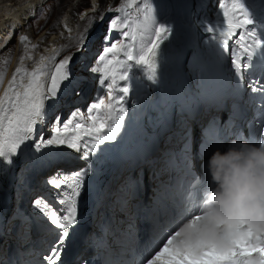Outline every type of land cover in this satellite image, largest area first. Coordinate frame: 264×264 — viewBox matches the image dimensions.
<instances>
[{
	"label": "snow or ice",
	"instance_id": "6c2138e0",
	"mask_svg": "<svg viewBox=\"0 0 264 264\" xmlns=\"http://www.w3.org/2000/svg\"><path fill=\"white\" fill-rule=\"evenodd\" d=\"M133 3L134 0H127L129 8ZM143 3L144 7L140 9L144 14L143 23L137 24L131 32L126 30L130 27L127 19L122 20L116 17L110 21L109 33L118 32L120 39L111 46L104 47L103 54L99 55L94 64L86 60L85 71L75 74V70L70 67L73 60L71 55L64 56L58 61L53 57L55 63L51 69L45 63V58L41 57L31 71L24 67L25 57H22L21 66L16 68V74L0 95V165H14L16 158L24 153L25 146H30L38 153H43L44 149L66 146L78 153L79 158L84 161V166L78 170L66 172L59 168L45 181L57 190V203L60 207L57 208L43 197L33 200L34 207L46 218L50 225L49 231L56 237L42 257V264H64L63 257L70 247V238L79 225L78 199L82 196L86 177L91 171L92 157L101 145L115 140L123 126L125 112L123 104L130 92L127 82L132 79L130 72L133 69L137 71L143 69L146 79L155 83L160 58L168 46L165 45L162 49L161 45L165 44V41L169 44L173 42L170 39L174 37L173 27L157 21L151 0H143ZM186 6L189 9L193 8L191 0H186ZM28 7L30 12L34 10V6ZM99 7V4L93 5L94 9ZM220 7L224 8V5L221 4ZM111 10L109 8V11ZM116 11L123 12L124 9L117 8ZM223 15L227 22V31L223 33L225 40L222 42V47L231 51L230 41L239 36L243 58H232L231 63L234 69L242 71L249 66L248 61H251L257 52L264 51V35L247 28L249 25H254V20L246 0H232L230 7L224 11ZM99 19L103 20V15ZM200 26L209 34L216 31L215 25L208 27L201 22ZM8 28L5 40L0 43L6 44V41L11 39L15 27L10 24ZM238 29H244L246 34H240ZM137 30L140 32L141 40L138 53L134 52ZM110 38V35H105L102 39L106 41ZM19 39L23 43L28 40V37L21 36ZM87 39L86 29L78 36L76 43L77 51L85 55ZM145 39L147 43H144ZM117 54H122L124 59H119ZM232 56L235 57V53H232ZM26 58L33 59L31 55H27ZM117 73H119V80L123 82L119 86V93L122 94L120 96L113 95L114 88L117 86ZM90 74L98 76L108 100L115 101L119 105L120 115L116 117L114 124L105 132L107 121L101 119L99 110L107 107L110 113L113 105L112 103L106 105L105 99L97 98V102L88 107L86 114L76 109L63 123L57 114L49 125L52 135L47 139L42 132L38 134V127L42 129L48 123L47 102L58 103L61 85L69 82L65 87H72L73 91L79 95L88 87L87 83L81 86V81L92 79L93 75ZM257 90L264 92V86L258 88L254 85L253 91ZM85 115L87 120L91 121V125L77 122L78 118L83 120ZM107 119H112L110 114ZM230 119L234 118L230 116ZM211 127H216L215 118ZM70 133L73 134L70 135ZM83 137H90V141L82 143ZM233 141L251 144L247 140H239L238 137ZM204 147L207 150L200 159V167L204 173L203 182L199 176H192L196 164L193 143L186 140L180 149L178 157L183 165V171L186 175L192 176L185 198L186 204L174 210V215L167 223L166 229L160 231L150 254L146 257L139 256L136 264H257V260L252 258L254 253L259 254L258 264H264V212L235 217L223 224L206 221L203 211L204 201L207 194L215 187H207L209 181L211 182L207 161L214 152L223 151L226 147L220 144H215L213 147L207 141ZM257 147H264V127L261 128ZM43 154L52 155V152ZM176 155L173 154L174 158L168 161V164L180 167L177 164ZM197 155L200 154L197 153ZM135 190L136 182L131 180L121 186L120 191L127 197L118 199L121 211L127 209L130 200L135 197ZM16 218L20 219L22 224L30 223L22 212H18ZM188 221H192L193 231L182 235L181 229ZM221 228L223 230L218 231ZM78 264H88V261L82 260Z\"/></svg>",
	"mask_w": 264,
	"mask_h": 264
},
{
	"label": "rangeland",
	"instance_id": "374dc122",
	"mask_svg": "<svg viewBox=\"0 0 264 264\" xmlns=\"http://www.w3.org/2000/svg\"><path fill=\"white\" fill-rule=\"evenodd\" d=\"M121 1L122 0H45V4L43 5V8L40 9L38 14H36L34 18L27 20V25L25 24L26 28L24 27L22 32H19L20 33L19 38L21 36H28V39H29V41L26 42L27 44L26 45L24 44V52L27 53L28 51L31 50V53H36L38 56L44 53L45 51H51L52 44L50 43V41H52V39L54 40L59 39L60 34H62L63 31L66 30L63 22L65 21L66 16H69L71 14L69 12L72 11L73 17L71 16L70 17H71V22L74 21L75 23L73 26V28L75 27V30H72L71 32L73 33L74 36L69 37L70 38L69 41L61 42V43L57 42L56 45L61 44L60 46H62L61 54L58 59L60 60L64 56L71 55L73 57V60L70 64V67L74 69L77 66L76 63L80 61H84L85 58H88L89 60L88 54L85 55V53L77 51L76 43H77V38L80 34L84 33L85 30L87 29V36L89 38L92 34L96 33L97 27H101L103 30V34L101 37V40H102V38L108 32L109 23L113 18L120 17L122 20L127 19L129 22L128 14H124L122 12L116 11ZM203 3H204L203 10L209 13L210 15L216 16V12L218 11V4L216 3V0H203ZM93 4H99L100 7L97 10H95L92 14H90V17H89L90 20L87 23L84 16L89 11L94 9ZM152 5L153 6L156 5L154 0H151V6ZM143 7H144V3H143V0H141L139 4V8L141 9ZM109 8H111L112 10L109 11ZM155 8H156L155 10L156 19L160 15L162 16L165 15V8H166L165 4L163 5L157 4ZM101 15H103L104 17L103 20L99 19ZM160 19H161V16L159 17V20ZM126 30L131 32L132 27L130 26L129 29H126ZM43 35H45L46 38L41 39L40 41L42 42H39V39ZM19 38L17 39V41L13 40L10 43V48H9L10 50L8 49V52L5 56H3L5 54V51L0 53V75L3 72L6 73L9 71L10 66L13 63L12 56L13 54L16 55L18 48H19L18 56L23 53V48L21 46L19 47V44H20ZM111 44L112 42L108 43L107 46H111ZM13 45H14V48L12 49ZM47 48H50V50L49 49L47 50ZM100 53H101V50L97 53L98 56L100 55ZM50 63H52V61ZM54 63L55 61L50 65V67H52ZM20 66H21V63H19L18 67ZM34 67H35L34 62L32 64H29V68H30L29 70H32V68ZM78 71H83L82 67H79L78 69H76V72ZM68 83L69 82H65L64 85H61L60 93L63 94V90L67 88L65 87V85ZM67 93L69 94L67 97H70V100H73L74 97L78 96L76 92L72 90L67 91ZM98 94H102V96L106 97V105H108L109 103H112L113 108L111 112H114L115 109L119 110V105L116 104L115 101L108 100L105 89L99 90ZM113 95L117 96L116 94H113ZM87 104L88 102L85 104L83 108L84 111L86 110ZM75 105L76 104L72 105L69 108L68 113ZM127 106H128V100L127 98H125L124 104H123V107L125 110L127 109Z\"/></svg>",
	"mask_w": 264,
	"mask_h": 264
},
{
	"label": "clouds",
	"instance_id": "9594fccd",
	"mask_svg": "<svg viewBox=\"0 0 264 264\" xmlns=\"http://www.w3.org/2000/svg\"><path fill=\"white\" fill-rule=\"evenodd\" d=\"M207 169L215 187L204 201L206 221L223 224L235 217L264 212V147L233 141L208 158ZM191 231L193 223L188 221L181 232Z\"/></svg>",
	"mask_w": 264,
	"mask_h": 264
},
{
	"label": "bare ground",
	"instance_id": "6f19581e",
	"mask_svg": "<svg viewBox=\"0 0 264 264\" xmlns=\"http://www.w3.org/2000/svg\"><path fill=\"white\" fill-rule=\"evenodd\" d=\"M45 4V0H0V40L4 41L6 38V35L9 31L8 25H14L16 34L24 29L25 24L27 25V21L29 20L35 13L38 14L40 9L43 8V5ZM28 6H34L33 11H29ZM69 16H66L64 23V26L66 28L65 31H63L62 34H60L59 39L50 41L52 44L51 51H45L44 53L37 56L36 53H31L30 51L24 52V44L26 45L29 41V39L21 44V47L23 48V53L18 56L19 50L14 58V66L12 67V72L10 75V81L15 73L16 68L18 67L21 58L25 57L27 55L32 56V60H28L27 58L24 59V67H26L28 70L29 64H32L34 62V66H36L40 60L41 57L45 58V63L48 65L51 61H53V57H57L59 54H61V44H57V42H67L70 40L69 37L74 36L71 32L72 30H75L74 21L71 22V17H73V12ZM36 15V14H35ZM71 16V17H70ZM26 28V27H25ZM77 31V30H76ZM15 34V36H16ZM43 35L40 39L46 38V36ZM28 37V36H27ZM30 38V37H29ZM173 40L172 44H169L168 41H165V44L161 45V48H165V45H168L166 48V51L160 58V64L158 67L157 72V81L153 83L154 89L151 92L148 100L146 101V107L149 106L147 111V116L144 119L139 120L138 125L133 124L132 129H130L128 138L129 140H132L136 137L138 131L143 127L145 124H151L154 120H156V113L155 109L161 105H167L172 101V95L173 92L178 89V83L173 80L170 76L173 74H176L178 70L183 66V58L182 54L187 52V48L191 45H195L196 42H194L188 34L183 36H176L174 35L173 38H170ZM8 41V40H7ZM6 41V42H7ZM37 42V43H39ZM2 46V43L0 44V48ZM197 47V46H195ZM32 49V48H31ZM50 50V48H47V50ZM205 50V49H204ZM207 52V50H206ZM175 54L177 58L172 59L171 54ZM18 56V57H17ZM33 69V68H32ZM31 71V70H29ZM8 87V86H7ZM256 99H259L257 96ZM214 109V106H213ZM194 127L197 126L196 123L193 122ZM121 149H124V144L120 145ZM117 149L112 146H106L105 148H102L100 146V149L97 151V153L93 156V162L98 163L100 160H112L115 159ZM62 163V162H60ZM64 163V162H63ZM6 165H3V167ZM61 168V167H60Z\"/></svg>",
	"mask_w": 264,
	"mask_h": 264
}]
</instances>
